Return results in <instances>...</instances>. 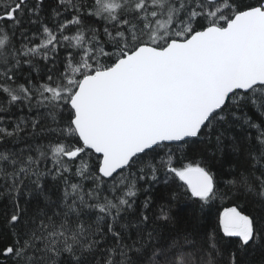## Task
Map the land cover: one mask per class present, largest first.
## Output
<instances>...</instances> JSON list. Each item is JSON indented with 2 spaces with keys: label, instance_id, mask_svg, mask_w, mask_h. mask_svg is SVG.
Instances as JSON below:
<instances>
[{
  "label": "snow or ice",
  "instance_id": "6c2138e0",
  "mask_svg": "<svg viewBox=\"0 0 264 264\" xmlns=\"http://www.w3.org/2000/svg\"><path fill=\"white\" fill-rule=\"evenodd\" d=\"M0 264H264V0H0Z\"/></svg>",
  "mask_w": 264,
  "mask_h": 264
},
{
  "label": "trees",
  "instance_id": "16d2710c",
  "mask_svg": "<svg viewBox=\"0 0 264 264\" xmlns=\"http://www.w3.org/2000/svg\"><path fill=\"white\" fill-rule=\"evenodd\" d=\"M178 207L180 208H187V201H185L184 203H181L180 205H178Z\"/></svg>",
  "mask_w": 264,
  "mask_h": 264
}]
</instances>
